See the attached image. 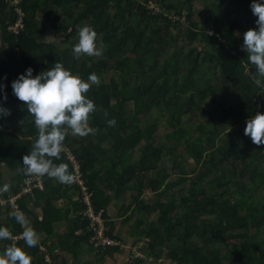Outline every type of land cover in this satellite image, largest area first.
Instances as JSON below:
<instances>
[{
    "label": "trees",
    "instance_id": "1",
    "mask_svg": "<svg viewBox=\"0 0 264 264\" xmlns=\"http://www.w3.org/2000/svg\"><path fill=\"white\" fill-rule=\"evenodd\" d=\"M252 2L0 1V104L11 110L0 118V229L9 233L0 256L16 246L31 264H104L122 252V219L139 253L124 264H264V145L244 135L246 120L264 114V90L241 51L243 34L256 27ZM16 9L24 20L17 35L8 31ZM84 24L97 32L103 56L77 61L76 26ZM50 33L58 44L46 41ZM57 62L85 81L93 72L100 79L87 93L101 109L90 120L99 131L69 130L54 162L73 176L66 153L73 154L91 206L103 211L118 246L92 244L74 178L61 184L22 167L39 133L11 84L28 68L35 77ZM26 179L42 188L22 195ZM15 196L20 214L9 203ZM29 228L38 237L32 248L22 235Z\"/></svg>",
    "mask_w": 264,
    "mask_h": 264
},
{
    "label": "clouds",
    "instance_id": "2",
    "mask_svg": "<svg viewBox=\"0 0 264 264\" xmlns=\"http://www.w3.org/2000/svg\"><path fill=\"white\" fill-rule=\"evenodd\" d=\"M250 8L257 17L256 27L243 34L241 51L247 54L248 62L255 68V85L264 90V0H253ZM76 32L78 43L72 48L74 59L78 61L82 56H103L102 46L97 44V32L90 25H77ZM99 83L100 79L95 72L85 81L66 70L60 62L35 77L33 69L28 68L25 74L12 82L13 95L25 104L28 113L34 117V124L39 133L29 154L23 157L22 167L26 174L47 175L61 184L73 182L68 165L57 164L54 159L60 158L62 144L69 130L73 136L80 137L95 135L99 131L98 128L90 126V120L92 115L101 109L87 97L91 86ZM4 87L0 84V92ZM3 101H7L6 93ZM10 115L11 110L0 104V118ZM103 115L105 119L108 118L107 110H103ZM116 123L115 118L107 119L109 127H114ZM245 123L244 135L257 147L264 145V114L257 111ZM16 218L20 220L19 216ZM22 235L29 248L37 245L38 237L34 230L26 229ZM8 237L9 233L0 229V239ZM0 264H31V257L21 248L11 246L0 256Z\"/></svg>",
    "mask_w": 264,
    "mask_h": 264
},
{
    "label": "built area",
    "instance_id": "3",
    "mask_svg": "<svg viewBox=\"0 0 264 264\" xmlns=\"http://www.w3.org/2000/svg\"><path fill=\"white\" fill-rule=\"evenodd\" d=\"M15 12L18 18L14 24L8 27V31L11 32L12 34L17 35L19 34L20 31L24 29V20H23V13L20 10L16 9ZM66 154H67V159L73 164V169H74L73 178L80 185L81 190H82V195H83V201L87 205L85 216L90 221V230L92 231V234H93L91 238L92 244L94 245L95 248H107V247L118 246L119 242L115 241L114 239L110 238L107 235L108 230H107L105 220L103 218V211L96 212L91 206V203H90L91 195L88 194L87 188L83 185L82 176L80 173V167H79L78 162L76 161L75 157L73 156L71 152H67ZM34 187L41 189L42 188L41 182H38L37 184L35 183L33 184L32 180L26 179L23 183L21 194L26 195V194L31 193V190ZM18 197L20 196H15V197L10 198L9 203L14 208V210L20 214L21 212L18 210L15 204L16 199ZM0 204L5 205L6 202L3 200H0ZM47 261H49L48 258H47Z\"/></svg>",
    "mask_w": 264,
    "mask_h": 264
},
{
    "label": "rangeland",
    "instance_id": "4",
    "mask_svg": "<svg viewBox=\"0 0 264 264\" xmlns=\"http://www.w3.org/2000/svg\"><path fill=\"white\" fill-rule=\"evenodd\" d=\"M61 38L57 37L56 35L50 33L48 34L46 41L48 42H52V43H56L58 44ZM8 174H6V178H7ZM147 197H150V195H146ZM112 213L115 215L116 213H114V211H112ZM121 221L122 219L118 220L117 224H116V234L118 235V237H120L121 239L124 240V242L122 243V252L120 254H116L114 258L110 259L108 258L106 260V262L104 264H124L126 263L129 258H132V254L133 257H138L139 253L135 252L137 251V248H130L132 242L126 237V232L128 230L127 227H124L121 225ZM139 251V249H138ZM141 256H143L140 253ZM165 264H169L168 262H164Z\"/></svg>",
    "mask_w": 264,
    "mask_h": 264
},
{
    "label": "crops",
    "instance_id": "5",
    "mask_svg": "<svg viewBox=\"0 0 264 264\" xmlns=\"http://www.w3.org/2000/svg\"><path fill=\"white\" fill-rule=\"evenodd\" d=\"M3 173H4V180L8 183L10 179V173L6 169H3ZM6 174H8L7 178H6Z\"/></svg>",
    "mask_w": 264,
    "mask_h": 264
}]
</instances>
